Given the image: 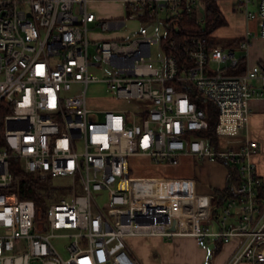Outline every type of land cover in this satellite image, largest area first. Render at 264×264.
<instances>
[{"label":"built area","instance_id":"2783aa9c","mask_svg":"<svg viewBox=\"0 0 264 264\" xmlns=\"http://www.w3.org/2000/svg\"><path fill=\"white\" fill-rule=\"evenodd\" d=\"M90 1L0 0V264H138L129 237L193 236L203 245L209 233L194 217L205 206L195 204L193 180L183 179L185 194L149 193L153 181L170 178H151L132 192L129 158L173 166L181 155L236 167L240 180L231 186L232 197L216 217L219 230L211 235L223 243L243 238L227 264L264 263L261 180L251 160L257 143L209 146L202 136L205 112L188 96L192 91L215 108L216 136L235 134L251 114L249 100L264 96V71L253 65L230 74L236 51L196 36L179 42L169 37L182 58L165 55L162 41L171 20L188 11L202 25L206 0H114L125 8L122 19L98 17ZM231 1L257 28L247 29L238 43L245 58L251 38L264 39V0ZM127 20L137 23L131 39L92 37L95 28H128ZM100 63L110 77L98 80L90 72ZM96 81L106 84L119 107L88 106L86 88ZM77 86L80 92L70 95ZM223 117L232 121L233 132H219L226 128ZM13 164L41 180H61L54 185L58 199L44 207L20 199L12 189ZM103 191L111 219L95 200ZM57 239L69 241L66 258L54 245Z\"/></svg>","mask_w":264,"mask_h":264},{"label":"crops","instance_id":"0c3cea01","mask_svg":"<svg viewBox=\"0 0 264 264\" xmlns=\"http://www.w3.org/2000/svg\"><path fill=\"white\" fill-rule=\"evenodd\" d=\"M112 2V0H92L89 3L90 9L91 4L98 2ZM118 2V1H115ZM234 3L230 4V13L234 19V29L230 33L225 35L227 40H223V44H219L214 39L217 44L214 46H219L224 49H232L236 51V54L242 55V53L237 50L238 43L240 42L244 32L248 29L252 33H256V25L254 21H247L241 11L233 10ZM218 6V5H217ZM222 13V10L218 6ZM223 15V13H222ZM98 17L103 18L101 15ZM224 16V15H223ZM126 18L125 8L122 5V16ZM107 19V18H104ZM126 27L122 28L124 33L116 35H106L107 38L116 37H128L129 34L135 36L134 30L130 28V25H137L134 21L127 20L125 23ZM127 29V30H126ZM112 36V37H110ZM92 37L94 39L98 38L93 32ZM234 39H238V43L235 45H228V42ZM100 40V39H97ZM264 65V39L258 37H252L250 41V46L247 51V55L244 61V69L248 66L253 65ZM233 74V73H230ZM257 86V85H256ZM249 105L251 108V114L249 115L245 127L238 130L235 134L231 135H217L216 136V148L218 149H238L242 143L246 140H253L257 143V150L253 153L251 160L254 162L256 167V173L261 180V190L264 193V96L261 98H251L249 100ZM225 120H230L228 117L222 118ZM225 125L226 128L220 127L219 132H233V125ZM223 137V139H222ZM133 158H142L146 160L147 164L153 165L150 161L143 156H132ZM180 165H185L187 168L181 172L178 177H154V178H170L165 180H158L153 184L154 188H158L159 191L163 193H189V189L185 188L186 180L191 179L194 182V192L196 196L195 204L200 208H204L203 213L194 220H197L199 225L206 230L209 235L205 237L204 244L199 245L197 239L193 236H177L170 239H162L158 237H129L126 242L129 247L131 257L138 264H227L234 252L239 247L243 238H236L227 243H223L220 238L211 235L219 230V225L217 222V215L220 213V208L217 205L218 196L217 191L224 189L228 170L225 165L217 162H210L206 160L199 159L190 155H181L179 157ZM179 161V160H178ZM170 165H164L158 167L161 171H167ZM156 167V165H153ZM209 171V172H208ZM208 172V173H207ZM209 174V175H208ZM210 178L206 180V177ZM151 179L146 177V179ZM159 182V183H158ZM260 199H262L260 197ZM263 200V199H262ZM264 201V200H263ZM211 205L210 209L206 212V206ZM260 203V207L264 208V205ZM213 214L215 216H213ZM235 222V217H230L227 220V224L232 225ZM129 243L133 247L129 246ZM137 247V249L135 247ZM236 264H250L246 261H239ZM264 264V263H261Z\"/></svg>","mask_w":264,"mask_h":264},{"label":"trees","instance_id":"16d2710c","mask_svg":"<svg viewBox=\"0 0 264 264\" xmlns=\"http://www.w3.org/2000/svg\"><path fill=\"white\" fill-rule=\"evenodd\" d=\"M205 6V18L202 25L197 24L194 19V14L188 11H183L179 17H175L171 20L172 26L168 29L167 36L162 41V48L165 55L174 54L180 59L182 58L178 49H174L168 45L167 42L169 37L175 38V40L179 42L185 37L196 36L205 39L209 45L217 44L212 33L218 27L224 25V16L217 6V0H206ZM173 27H175V29ZM237 43L238 39H234L229 41L227 46L235 45ZM244 61V56L239 55L236 67L229 68L228 72L233 74L242 73L244 71ZM259 67L264 71L263 64H260ZM176 87L177 89H180L179 85ZM188 96L198 107L204 110L207 119V128L202 132V136L206 137L209 146L216 148L215 126L217 115L215 108L208 101L197 98L192 91L188 92ZM225 166L228 170L225 187L223 190L216 192L218 196L217 205L219 208L223 207L227 198L232 197L231 186L238 183L240 180L237 169L234 165L225 163ZM10 173L12 176V189L18 193L20 199L32 200L34 204L42 207L46 206L50 201L58 199L57 189L51 184L50 180H41L31 174L24 173L14 164L10 166ZM260 188L257 189V197L260 200V203L264 205V193ZM260 197L263 200L260 199ZM213 216L215 215L213 214Z\"/></svg>","mask_w":264,"mask_h":264},{"label":"rangeland","instance_id":"374dc122","mask_svg":"<svg viewBox=\"0 0 264 264\" xmlns=\"http://www.w3.org/2000/svg\"><path fill=\"white\" fill-rule=\"evenodd\" d=\"M231 0H217V5L220 7L222 10V13L224 15V20L225 23L224 25L218 27L216 30L213 31L212 36L216 41L219 42V44H223V40H227L226 33H230L234 29V19L231 15L230 11V4ZM91 8L93 9L95 14L101 15L103 18L107 19H118L122 16V4L120 2H115L112 0V2H98V3H93L91 4ZM136 24L130 25V28L134 30ZM156 28V25H153L150 27V30H154ZM125 30V29H124ZM124 30L121 29L119 32L117 31H112V30H107V31H102L100 28H95L92 32H94L98 38L96 39H103L106 38V35H116V34H121L124 33ZM127 30V29H126ZM163 34V31L161 30L160 32ZM129 38H133V34L128 35ZM112 37V36H110ZM89 54L90 57L93 58V48L90 46L89 48ZM151 55L152 58H156L158 56V48L156 46H151ZM209 68H214V65H210ZM90 72L98 79H106L110 77V74L108 73L105 65L100 63L97 66H93L89 68ZM81 86L74 87L72 91L69 93L72 95L73 93L80 92ZM86 101L89 107L97 109V108H112V107H119L120 102L114 98V94L112 91H110L106 84L102 81H96L93 83L88 84L86 88ZM223 139V137H222ZM180 159L176 165H170L169 169L167 171H161L158 167L156 166L153 167L149 163L147 164L146 160H143L142 158H129L128 159V164L130 168V173L129 175L132 177V192H136V188L138 187L139 183H147L149 179L146 177L154 178V177H178L181 176L179 175L181 172L186 170L185 165H180ZM209 172V171H208ZM207 172V173H208ZM209 175V174H208ZM206 177V180H209L210 178ZM61 180L57 179L55 181H52L51 184L54 186L57 182ZM145 181V182H144ZM154 184L156 183V180L153 181ZM159 183V182H158ZM153 184L150 186L148 185V191L151 194L158 192V188L152 187ZM65 192L64 189H60V191ZM160 192V191H159ZM77 194H82L81 190L77 191ZM95 200L97 204L103 208L104 213L108 218L111 219L112 217V211L111 207L109 206V196L106 191L100 192L95 196ZM162 239H167V238H162ZM69 244V241L66 239H57L54 241V245L58 252L61 254L62 257L66 258L67 257V252H66V246ZM129 246L133 247L132 244L129 243ZM135 247V246H134ZM137 249V247H135Z\"/></svg>","mask_w":264,"mask_h":264},{"label":"bare ground","instance_id":"6f19581e","mask_svg":"<svg viewBox=\"0 0 264 264\" xmlns=\"http://www.w3.org/2000/svg\"><path fill=\"white\" fill-rule=\"evenodd\" d=\"M221 124H226V125H232V121L231 120H223L221 121Z\"/></svg>","mask_w":264,"mask_h":264}]
</instances>
